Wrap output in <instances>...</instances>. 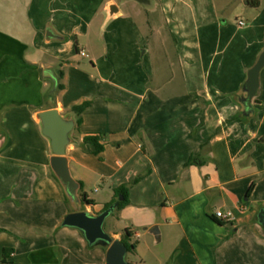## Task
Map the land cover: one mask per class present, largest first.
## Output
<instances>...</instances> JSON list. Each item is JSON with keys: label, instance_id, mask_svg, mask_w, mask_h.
I'll list each match as a JSON object with an SVG mask.
<instances>
[{"label": "crops", "instance_id": "obj_1", "mask_svg": "<svg viewBox=\"0 0 264 264\" xmlns=\"http://www.w3.org/2000/svg\"><path fill=\"white\" fill-rule=\"evenodd\" d=\"M158 1L0 0V264H105L107 248L62 220L99 215L138 177L106 220L114 239L129 231L128 262L264 264V67L246 101L264 0ZM154 5L165 26L147 33L136 17ZM50 109L74 123L65 158L77 201L92 203L81 209L50 166L38 117ZM92 135L101 154L82 145Z\"/></svg>", "mask_w": 264, "mask_h": 264}, {"label": "water", "instance_id": "obj_2", "mask_svg": "<svg viewBox=\"0 0 264 264\" xmlns=\"http://www.w3.org/2000/svg\"><path fill=\"white\" fill-rule=\"evenodd\" d=\"M115 9V11H114ZM110 14L116 12V8H110ZM264 67V51L260 54L256 64L248 72L246 83L247 106H251V100L255 97L258 90V75ZM38 117L41 121L43 136L50 140V148L53 154L50 162L52 170L61 179V183L67 188L68 192L75 196L77 184L71 177L67 160L65 158V149L69 144V133L74 123L64 120L56 109L40 111ZM120 201L122 198L119 199ZM117 202L104 210L99 215H91L85 211H76L67 214L62 220V227L78 229L84 237L88 246L106 247L105 264H131L128 262V249L123 242L114 239L104 230V222L114 213ZM258 222L264 227V208L258 213Z\"/></svg>", "mask_w": 264, "mask_h": 264}, {"label": "trees", "instance_id": "obj_3", "mask_svg": "<svg viewBox=\"0 0 264 264\" xmlns=\"http://www.w3.org/2000/svg\"><path fill=\"white\" fill-rule=\"evenodd\" d=\"M253 5V4H252ZM254 5H256L254 3ZM63 85H59L58 88L61 89ZM90 106V102H85V103H81L77 106H74L72 108V111L74 112V114L77 116V123L79 124L80 121H81V114ZM101 142V139H100V136L99 135H92V136H86L84 139H83V144L82 145H89L91 147V151L94 155H98L99 153L101 154L102 151H103V146L102 144L100 143ZM195 163V157H190L188 159V161L186 162V166H190L192 164ZM142 177H138V178H135L134 181L132 183H130L129 185H126V186H121L120 188H116L114 190V199L112 202H110L109 204H107L105 206V210L107 208H109L112 204L116 203L117 202V207L115 209V211H120L121 209H123L125 206L128 205V191H129V187L135 183H138L140 180H141ZM78 187L80 188L81 190V185L80 183L78 182ZM122 198V200L120 201L119 199ZM80 202L83 204V205H91L92 203L87 200V197L84 193H81L80 194ZM128 237H129V231L126 229L125 232H124V236L121 240V242H123L125 244V246L127 247L128 249V252H133L134 249H135V246L134 244H128L127 240H128ZM7 253L8 251L7 250H4L3 251V255L4 257L7 256Z\"/></svg>", "mask_w": 264, "mask_h": 264}, {"label": "rangeland", "instance_id": "obj_4", "mask_svg": "<svg viewBox=\"0 0 264 264\" xmlns=\"http://www.w3.org/2000/svg\"><path fill=\"white\" fill-rule=\"evenodd\" d=\"M239 1V0H237ZM157 2L159 3L158 0H154V3L157 4ZM139 9L141 10V12L139 13V15L136 17L138 23L143 27V29L148 33L151 32V29H155L157 28L159 25H164V17L161 14L160 8L156 5L152 6L151 8L149 7L147 10L144 9L142 6L139 7ZM146 10V11H145ZM154 10V11H152ZM152 11V12H151ZM163 20V21H162ZM148 21L150 22L148 24ZM147 23V24H146ZM165 26V25H164ZM167 29V28H166ZM152 47H154V49H152V55L153 57L156 58L157 55H159V48L157 45L152 44ZM158 48V49H157ZM154 50V51H153ZM156 55V56H155ZM76 196V195H75ZM72 197V201H71V205L76 209L82 208V203L80 202L79 198L77 201V197ZM108 228H109V221L105 222L104 225V230L106 233H108ZM118 229L121 231H125L124 226L120 225L118 226ZM141 233V231H140ZM109 234V233H108Z\"/></svg>", "mask_w": 264, "mask_h": 264}, {"label": "built area", "instance_id": "obj_5", "mask_svg": "<svg viewBox=\"0 0 264 264\" xmlns=\"http://www.w3.org/2000/svg\"><path fill=\"white\" fill-rule=\"evenodd\" d=\"M238 25L239 26H244L245 23L243 21H239L238 22ZM79 54L81 56H84L85 57V53H84L83 50H80L79 51ZM214 218L217 219V220H220V221H224V222L233 221V217H232V215H231L230 212L217 211L214 214Z\"/></svg>", "mask_w": 264, "mask_h": 264}]
</instances>
